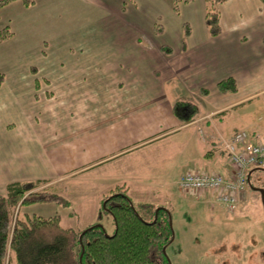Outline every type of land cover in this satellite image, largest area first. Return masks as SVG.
<instances>
[{"label": "crops", "instance_id": "1", "mask_svg": "<svg viewBox=\"0 0 264 264\" xmlns=\"http://www.w3.org/2000/svg\"><path fill=\"white\" fill-rule=\"evenodd\" d=\"M13 4L23 7H17L20 14L40 6L38 0L30 7L15 1L3 8ZM103 4L49 0L36 17L22 13V25L46 24L34 30L47 48L29 61L26 47L19 52L9 47L18 32L0 42V73L5 75L0 89L1 195L13 183L42 189L105 165L110 166L106 180L113 195L119 189L127 195L130 185L144 191L166 187L190 169L230 176L227 155L211 137L245 131L239 123L251 129V141L262 135L264 129L240 109L264 100L263 0L221 4L217 35L194 41L191 29L186 45L174 48L143 20L125 19L118 8L109 17L132 32L114 33L103 26L93 33L100 24L91 10ZM64 24L69 28L63 36ZM32 32L21 29L24 39ZM64 37L82 40L83 46H57ZM163 46L172 53H164ZM228 78L237 82L238 91L225 95L218 84ZM180 101L198 108L189 123L173 112Z\"/></svg>", "mask_w": 264, "mask_h": 264}, {"label": "rangeland", "instance_id": "2", "mask_svg": "<svg viewBox=\"0 0 264 264\" xmlns=\"http://www.w3.org/2000/svg\"><path fill=\"white\" fill-rule=\"evenodd\" d=\"M105 1L106 5H100V8L93 7L91 10L93 21L100 24L93 27L95 34L103 31V26L108 29L107 31L114 33L132 32L109 17V12L117 8L125 19L143 20L148 29L156 34H162L172 43L173 48L180 47L184 41L182 37L185 33V23L190 25L194 41L210 34L206 20L209 9L207 0ZM38 2L39 8L22 10L23 15L17 8L22 7L20 4L0 9V31L9 28L13 36L14 31L18 32L17 38L9 47L18 48V52L24 51L26 47L29 53L28 61L32 54L47 48L43 45L45 41L37 38L34 30L45 27L46 24L20 23L21 15L28 18L36 17L42 12L40 7L46 5L49 0ZM61 10L63 15L64 8ZM104 18L109 20L108 24ZM80 26L71 25L77 28ZM26 27L33 29L32 37L29 39H24L25 34H21V29ZM61 28H63L61 35L64 36L69 25L64 24ZM65 37L57 41V46L61 44L62 48L73 49L83 46L82 40L77 38L65 40ZM3 47L8 46H1ZM32 60H35L34 57ZM240 110L245 112L247 119L254 120L264 129V100L254 101L242 106ZM237 126L248 133L252 132L245 124L239 123ZM261 132L259 141L264 140V131ZM258 140L253 142H259ZM227 163L231 165L229 159ZM109 167L105 165L88 174L73 175L54 185H44L42 189L37 188L39 185L36 184L33 192L46 189L45 200L22 206L20 216L25 214L45 219L60 217L63 228L72 229L77 233L85 231L92 225H100L109 235H113L115 222L104 207L106 201L115 195L110 192L112 185L107 181ZM206 172H209V169ZM249 173L247 192L236 211H229L213 198L206 196V192L181 191L180 178L174 179L166 187L164 185L146 187L150 188L148 191H144L138 185H130L127 195L131 205L147 222L154 223L158 220L169 239L163 252L155 255L157 264H264V169H252Z\"/></svg>", "mask_w": 264, "mask_h": 264}, {"label": "trees", "instance_id": "3", "mask_svg": "<svg viewBox=\"0 0 264 264\" xmlns=\"http://www.w3.org/2000/svg\"><path fill=\"white\" fill-rule=\"evenodd\" d=\"M15 1L27 7L35 3V0H0V9ZM227 1L207 0L206 20L212 35L220 31L219 6ZM190 35L191 27L185 23L183 46ZM11 36L9 28L3 29L0 42ZM162 50L172 53L167 46ZM4 81L5 75L0 73V89ZM218 90L225 95L233 94L238 91V85L228 78L218 84ZM173 112L179 120L189 123L198 115V108L192 102L180 101L174 104ZM35 188L30 183H13L4 195L0 194V264L12 261L14 264H157L155 255L163 252L169 240L164 228L158 220L149 223L142 218L122 189L105 203L115 222V232L109 235L100 225L77 233L63 228L60 217L20 216L22 206L45 200L46 189L33 192Z\"/></svg>", "mask_w": 264, "mask_h": 264}, {"label": "built area", "instance_id": "4", "mask_svg": "<svg viewBox=\"0 0 264 264\" xmlns=\"http://www.w3.org/2000/svg\"><path fill=\"white\" fill-rule=\"evenodd\" d=\"M200 134L206 140L202 130ZM211 139L217 141L226 153L231 164V175L189 170L181 176L179 188L188 193L206 192L229 211H236L244 200L249 171L264 169V140L253 142L245 131L237 132L229 138L218 134Z\"/></svg>", "mask_w": 264, "mask_h": 264}, {"label": "water", "instance_id": "5", "mask_svg": "<svg viewBox=\"0 0 264 264\" xmlns=\"http://www.w3.org/2000/svg\"><path fill=\"white\" fill-rule=\"evenodd\" d=\"M104 207H106V205Z\"/></svg>", "mask_w": 264, "mask_h": 264}]
</instances>
